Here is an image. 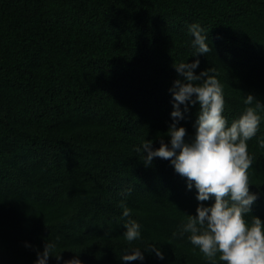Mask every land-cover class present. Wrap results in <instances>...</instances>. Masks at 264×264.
<instances>
[{
	"label": "trees",
	"instance_id": "1",
	"mask_svg": "<svg viewBox=\"0 0 264 264\" xmlns=\"http://www.w3.org/2000/svg\"><path fill=\"white\" fill-rule=\"evenodd\" d=\"M193 23L211 53L192 56ZM196 59V74L211 69L223 85L229 126L248 94L264 103V0H0V264H36L46 242L62 257L47 264H210L179 230L214 199L198 201L170 161L146 167L135 151L169 142L173 66ZM198 112L176 122L186 140ZM259 115L247 218L264 222ZM122 201L141 226L131 244ZM135 248L143 260L121 259Z\"/></svg>",
	"mask_w": 264,
	"mask_h": 264
},
{
	"label": "clouds",
	"instance_id": "2",
	"mask_svg": "<svg viewBox=\"0 0 264 264\" xmlns=\"http://www.w3.org/2000/svg\"><path fill=\"white\" fill-rule=\"evenodd\" d=\"M192 36V46L197 54H209L212 48L207 33L196 23L188 28ZM199 59L191 63L179 62L173 67L182 79H176L169 89L173 98V123L169 125L160 146L152 148V141L146 140L135 151L143 153V164L152 165L154 158L170 161L175 172L186 178L187 187L197 190L196 199L200 202L214 199L211 206L200 203L196 215H187V221L180 226L179 234L190 233L188 239L194 248L199 249L210 264H264V222L252 216L251 208L257 199L249 190V169L253 157L248 152V141L257 133L261 123L259 113L264 111L261 103L253 95L245 96L244 112L234 119L230 126L224 116L225 99L223 85L211 69L195 73ZM199 104V112L194 125V135L185 139L188 133L184 127H177L190 105ZM183 106V111H182ZM264 147V143L261 144ZM130 194L131 188L125 190ZM122 216L129 218L124 224V239L131 244L140 239L141 226L131 219V209L124 206ZM176 235V233H173ZM56 249L54 242H46L42 252L37 253L36 264H47L50 256L58 261L60 254L52 255ZM163 259L160 248L151 247ZM125 250L124 261L143 260L140 248ZM65 264H81L79 259H71Z\"/></svg>",
	"mask_w": 264,
	"mask_h": 264
}]
</instances>
